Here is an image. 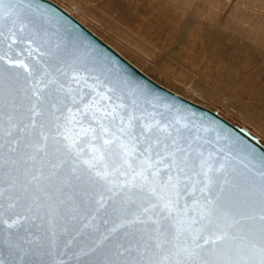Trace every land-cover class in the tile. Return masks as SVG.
<instances>
[{
    "label": "water",
    "instance_id": "1",
    "mask_svg": "<svg viewBox=\"0 0 264 264\" xmlns=\"http://www.w3.org/2000/svg\"><path fill=\"white\" fill-rule=\"evenodd\" d=\"M0 264H264V145L49 0H0Z\"/></svg>",
    "mask_w": 264,
    "mask_h": 264
},
{
    "label": "rangeland",
    "instance_id": "2",
    "mask_svg": "<svg viewBox=\"0 0 264 264\" xmlns=\"http://www.w3.org/2000/svg\"><path fill=\"white\" fill-rule=\"evenodd\" d=\"M148 78L264 145V0H49Z\"/></svg>",
    "mask_w": 264,
    "mask_h": 264
}]
</instances>
